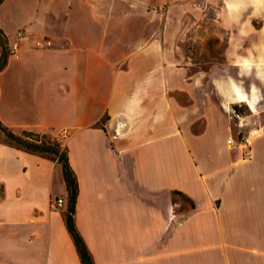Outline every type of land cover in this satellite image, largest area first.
Segmentation results:
<instances>
[{
  "label": "crops",
  "instance_id": "crops-1",
  "mask_svg": "<svg viewBox=\"0 0 264 264\" xmlns=\"http://www.w3.org/2000/svg\"><path fill=\"white\" fill-rule=\"evenodd\" d=\"M127 2L5 0L9 47L24 38L0 72V120L68 149L95 264H264V129L238 146L227 113L239 86L175 81L187 69L172 65L157 19L113 32ZM130 36L118 69L113 41ZM67 208L61 165L1 140L0 264H83Z\"/></svg>",
  "mask_w": 264,
  "mask_h": 264
},
{
  "label": "rangeland",
  "instance_id": "rangeland-1",
  "mask_svg": "<svg viewBox=\"0 0 264 264\" xmlns=\"http://www.w3.org/2000/svg\"><path fill=\"white\" fill-rule=\"evenodd\" d=\"M120 16L124 22L113 32L123 35L141 32L144 26L150 28L151 19L158 20L161 45L163 37L172 65L187 69L176 74L175 81L198 74L205 83L216 82L223 95L229 92L228 83L242 89L235 88L239 103L227 113L235 138L243 139L254 128L264 129V8L255 9L252 0H128ZM132 47H137V41L131 36L113 41L118 69L125 66V52ZM249 94H256L258 105ZM243 95L253 102L254 111L241 101ZM211 99L216 101L215 96Z\"/></svg>",
  "mask_w": 264,
  "mask_h": 264
},
{
  "label": "trees",
  "instance_id": "trees-1",
  "mask_svg": "<svg viewBox=\"0 0 264 264\" xmlns=\"http://www.w3.org/2000/svg\"><path fill=\"white\" fill-rule=\"evenodd\" d=\"M4 1L5 0H0V6ZM0 47V72H2L7 66L11 53L7 36L1 27ZM235 110L242 112L237 107H235ZM102 123H104V120ZM0 134L5 144L34 155H39L61 165L68 191V208L66 214L67 228L75 242L82 263L95 264L93 256L75 224L74 215L79 195V184L77 176L70 164L68 149L64 147L59 140L48 134H36L28 131H24L20 135L16 134L4 125L1 120ZM175 194L183 197L181 193L176 192Z\"/></svg>",
  "mask_w": 264,
  "mask_h": 264
},
{
  "label": "built area",
  "instance_id": "built-area-1",
  "mask_svg": "<svg viewBox=\"0 0 264 264\" xmlns=\"http://www.w3.org/2000/svg\"><path fill=\"white\" fill-rule=\"evenodd\" d=\"M17 36H18V41L15 42L13 44V46L10 48V53L11 55H15L20 47V40L24 38V32L23 31H18L17 32ZM40 46H42L41 43H39ZM234 114H235V111H233ZM238 118H240L239 115H236ZM241 125V122L239 123ZM254 133H257L256 130H253L251 131L246 137H244L243 139H241L239 137V140H238V146L241 147L242 149H250L251 146H252V143H253V138L256 136L254 135ZM250 141V142H249ZM236 142L233 140V139H230L228 141V144L229 145H234ZM63 200L62 199H58L56 202H55V206L56 207H61L63 205Z\"/></svg>",
  "mask_w": 264,
  "mask_h": 264
},
{
  "label": "clouds",
  "instance_id": "clouds-1",
  "mask_svg": "<svg viewBox=\"0 0 264 264\" xmlns=\"http://www.w3.org/2000/svg\"><path fill=\"white\" fill-rule=\"evenodd\" d=\"M252 4H253L254 8L257 10L264 8V0H252ZM237 94H239V93H237ZM240 99H244V97L240 96ZM260 134L261 133H254V135H256V136H259Z\"/></svg>",
  "mask_w": 264,
  "mask_h": 264
},
{
  "label": "bare ground",
  "instance_id": "bare-ground-1",
  "mask_svg": "<svg viewBox=\"0 0 264 264\" xmlns=\"http://www.w3.org/2000/svg\"><path fill=\"white\" fill-rule=\"evenodd\" d=\"M242 101L246 102V103H250V101L248 99H241ZM260 133V132H259Z\"/></svg>",
  "mask_w": 264,
  "mask_h": 264
}]
</instances>
